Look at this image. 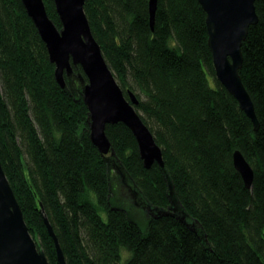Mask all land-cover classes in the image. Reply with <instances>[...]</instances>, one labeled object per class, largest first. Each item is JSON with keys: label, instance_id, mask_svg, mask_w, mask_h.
<instances>
[{"label": "trees", "instance_id": "trees-1", "mask_svg": "<svg viewBox=\"0 0 264 264\" xmlns=\"http://www.w3.org/2000/svg\"><path fill=\"white\" fill-rule=\"evenodd\" d=\"M44 1L61 28L55 1ZM149 2L86 0L85 12L125 95L138 97L164 168L145 166L123 122L106 126L115 156L100 152L83 68L63 88L23 1L0 0V159L31 234L50 264L59 262L44 214L68 264H264V0L240 70L258 129L217 78L199 0H158L154 28ZM116 177L144 221L115 200Z\"/></svg>", "mask_w": 264, "mask_h": 264}, {"label": "water", "instance_id": "water-1", "mask_svg": "<svg viewBox=\"0 0 264 264\" xmlns=\"http://www.w3.org/2000/svg\"><path fill=\"white\" fill-rule=\"evenodd\" d=\"M22 1L46 43L50 60L55 64V77L60 85L63 88L67 86L65 75L71 76L74 67L80 65L83 68L88 78L83 86V97L89 108L91 139L100 152L104 156H115L106 126L123 122L135 135L145 166L150 168L154 163H158L164 168L162 148L136 108L139 103L138 97L131 91L127 98L93 34L85 12L86 0H54L62 23L61 28L49 15L44 0ZM199 2L207 14L208 43L217 78L236 97L241 108L253 121L255 129H258L260 123L255 104L240 74L244 61L243 42L247 38L250 26L256 24L259 19L256 0H199ZM157 3L158 0L149 2L153 28ZM233 159L245 184L251 187L254 171L250 162L239 149L234 151ZM41 210L44 214L43 208ZM181 219L186 221L184 216ZM44 221L54 239L59 264H68L46 214ZM0 264H50L44 250L31 234L1 159Z\"/></svg>", "mask_w": 264, "mask_h": 264}, {"label": "rangeland", "instance_id": "rangeland-1", "mask_svg": "<svg viewBox=\"0 0 264 264\" xmlns=\"http://www.w3.org/2000/svg\"><path fill=\"white\" fill-rule=\"evenodd\" d=\"M116 193H115V200L120 203H125L128 206L131 207L132 212L135 216V218H139L140 220L144 221L147 214L145 212V209L140 206L138 202H135L133 200L134 194H131L130 191H128L127 188L124 187V183L120 181L118 177L115 178V184L117 185Z\"/></svg>", "mask_w": 264, "mask_h": 264}]
</instances>
